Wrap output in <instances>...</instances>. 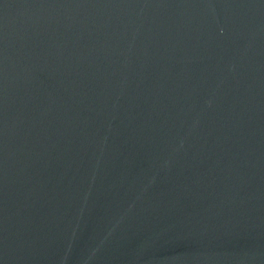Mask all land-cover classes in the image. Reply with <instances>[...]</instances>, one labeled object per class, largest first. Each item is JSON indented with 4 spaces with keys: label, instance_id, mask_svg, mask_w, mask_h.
<instances>
[{
    "label": "water",
    "instance_id": "95a60500",
    "mask_svg": "<svg viewBox=\"0 0 264 264\" xmlns=\"http://www.w3.org/2000/svg\"><path fill=\"white\" fill-rule=\"evenodd\" d=\"M0 264H264V0H0Z\"/></svg>",
    "mask_w": 264,
    "mask_h": 264
}]
</instances>
